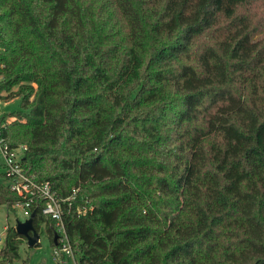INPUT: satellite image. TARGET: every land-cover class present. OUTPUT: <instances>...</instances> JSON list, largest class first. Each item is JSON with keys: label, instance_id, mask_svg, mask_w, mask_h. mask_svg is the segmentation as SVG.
Instances as JSON below:
<instances>
[{"label": "trees", "instance_id": "trees-1", "mask_svg": "<svg viewBox=\"0 0 264 264\" xmlns=\"http://www.w3.org/2000/svg\"><path fill=\"white\" fill-rule=\"evenodd\" d=\"M0 98L81 264H264V0H0Z\"/></svg>", "mask_w": 264, "mask_h": 264}, {"label": "built area", "instance_id": "built-area-1", "mask_svg": "<svg viewBox=\"0 0 264 264\" xmlns=\"http://www.w3.org/2000/svg\"><path fill=\"white\" fill-rule=\"evenodd\" d=\"M25 149V145L11 147L3 138H0L3 172L5 177H7V183L11 191L26 198L24 203L18 204L17 206L22 207L23 213L26 216L25 219H27L32 214L30 208L34 197L43 198L45 205L42 212L54 218L57 225L55 231L57 233V243L51 245L52 262L54 264H81L66 230L61 199L57 197L56 192L51 188L49 182L37 183L26 174L22 165V157ZM78 190L79 188H74L72 196L67 199H75ZM86 211V208H78L79 214L85 213ZM5 243L6 231L4 235H0V249L5 246Z\"/></svg>", "mask_w": 264, "mask_h": 264}, {"label": "rangeland", "instance_id": "rangeland-1", "mask_svg": "<svg viewBox=\"0 0 264 264\" xmlns=\"http://www.w3.org/2000/svg\"><path fill=\"white\" fill-rule=\"evenodd\" d=\"M20 107V99L14 98L6 100L0 98V113L10 112L12 110H18ZM13 119V118H10ZM3 157L0 152V173L3 172ZM0 174V179H1ZM26 216L23 213L21 206H16V210L7 209L6 205H0V235H4L7 225H15L17 219L24 220ZM21 255L26 258L31 256L30 264H54L51 260V244L48 235L43 232L41 235L40 246L29 247L27 242L21 247Z\"/></svg>", "mask_w": 264, "mask_h": 264}, {"label": "water", "instance_id": "water-1", "mask_svg": "<svg viewBox=\"0 0 264 264\" xmlns=\"http://www.w3.org/2000/svg\"><path fill=\"white\" fill-rule=\"evenodd\" d=\"M36 212H32L31 216L25 220H17L15 228L17 232L26 238L29 247H36L41 241V234L35 228L34 217ZM54 243H57V233H54Z\"/></svg>", "mask_w": 264, "mask_h": 264}]
</instances>
